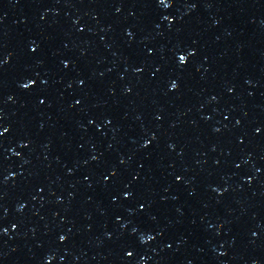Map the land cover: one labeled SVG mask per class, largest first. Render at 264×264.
<instances>
[{
	"label": "water",
	"instance_id": "1",
	"mask_svg": "<svg viewBox=\"0 0 264 264\" xmlns=\"http://www.w3.org/2000/svg\"><path fill=\"white\" fill-rule=\"evenodd\" d=\"M0 264H264V0H0Z\"/></svg>",
	"mask_w": 264,
	"mask_h": 264
}]
</instances>
